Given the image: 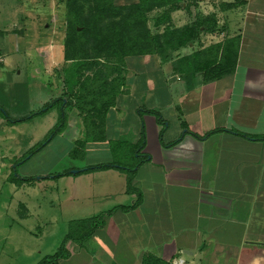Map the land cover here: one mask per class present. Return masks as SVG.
I'll return each mask as SVG.
<instances>
[{
  "label": "crops",
  "instance_id": "0c3cea01",
  "mask_svg": "<svg viewBox=\"0 0 264 264\" xmlns=\"http://www.w3.org/2000/svg\"><path fill=\"white\" fill-rule=\"evenodd\" d=\"M198 10L214 15L219 31L204 33L166 63L156 55L127 58L124 84L106 114V140L126 136L135 144L140 128L145 132L148 159L133 178L140 204L115 211L106 218L109 228L92 234L98 253L69 244L59 264H114L124 235L119 264H140L144 254L171 264H264V141L236 135L264 137V0H203ZM186 16L178 10L171 23L180 28L190 22ZM232 38L231 75L209 83L195 75L188 84L173 70L178 57ZM152 109L161 124L146 113ZM70 110L66 125H77L78 139L83 120ZM161 130L163 143L179 142L162 146ZM213 130L219 131L201 140L189 134Z\"/></svg>",
  "mask_w": 264,
  "mask_h": 264
},
{
  "label": "rangeland",
  "instance_id": "374dc122",
  "mask_svg": "<svg viewBox=\"0 0 264 264\" xmlns=\"http://www.w3.org/2000/svg\"><path fill=\"white\" fill-rule=\"evenodd\" d=\"M202 1L190 9L192 15L206 16L198 10ZM64 13L62 0H0V264H38L58 250L73 224L135 203L130 191L138 190L134 180L128 189L135 172L87 169L102 164L134 167L133 149H126V142L133 140L117 139L122 144L114 148L111 143L116 140H105L103 145L89 142L83 131L73 139L77 125L69 130L66 121L60 123L61 116L68 119L71 112L55 101L67 93L64 81L72 76L63 66ZM48 70L51 75L45 73ZM58 125L52 140L29 158ZM79 141L84 145L76 147ZM21 178L31 180L21 182ZM125 239L124 235L116 243L114 264H119L117 255L126 246ZM93 242L86 240L83 245L98 253Z\"/></svg>",
  "mask_w": 264,
  "mask_h": 264
},
{
  "label": "trees",
  "instance_id": "16d2710c",
  "mask_svg": "<svg viewBox=\"0 0 264 264\" xmlns=\"http://www.w3.org/2000/svg\"><path fill=\"white\" fill-rule=\"evenodd\" d=\"M62 1L65 11V35L62 43L63 66L64 71L71 73L72 76L70 80L64 81L68 85L69 92L67 91L62 98L55 101H59L61 105L64 103L63 108L65 109L75 108L79 112L86 138L92 142L106 140L103 133L106 114L108 109L115 104L119 89L124 84L122 72L127 58L156 55L162 63H166L172 59L173 53H178L197 41L200 34L219 31L214 15L191 14L190 9L196 8L200 0H129L123 4H117V0ZM182 9L191 18L190 22L180 28H175L171 24V14ZM151 13L154 15L149 17ZM149 21H151V28L148 26ZM236 58L237 41L232 38L222 44L210 45L204 50L180 56L172 68L181 74L187 83H190L195 75L201 76L202 83H209L231 75ZM55 101L47 104L35 114L41 113ZM146 113L155 115L158 117L156 118L157 123H162L157 112L146 110ZM64 117V115L61 116L60 123L65 122ZM59 125L52 131L51 138L46 139L43 145L41 144L39 148L32 151L29 158L52 140L58 133ZM218 131L213 130L203 136L191 132L189 134L201 140ZM236 135L254 141H264V137L252 138L243 134ZM161 138L162 130L159 132V140L164 147H171L179 142L178 139L165 144ZM119 141L111 143V147L120 146L122 143ZM75 144L76 147L84 145L80 141ZM144 146L145 134L143 128H140L138 141L135 144L126 142V149L132 148V157L136 158L134 167L102 164L87 169L112 167L135 172L148 159L147 155L141 154ZM24 161L25 159L19 164ZM10 177L11 181H17L13 176ZM29 180L31 178L19 179L21 182ZM132 181L133 178L129 179L128 189ZM130 191L135 193V203L130 207H117L113 211H128L140 204L141 193L134 188ZM112 212L73 224L74 226L69 228L58 250L38 264H59L60 261L66 260L69 257L68 245L82 247L96 230L104 227V219ZM140 264H171V262H165L151 254H144Z\"/></svg>",
  "mask_w": 264,
  "mask_h": 264
},
{
  "label": "built area",
  "instance_id": "2783aa9c",
  "mask_svg": "<svg viewBox=\"0 0 264 264\" xmlns=\"http://www.w3.org/2000/svg\"><path fill=\"white\" fill-rule=\"evenodd\" d=\"M173 264H184V262L181 260H174Z\"/></svg>",
  "mask_w": 264,
  "mask_h": 264
},
{
  "label": "water",
  "instance_id": "95a60500",
  "mask_svg": "<svg viewBox=\"0 0 264 264\" xmlns=\"http://www.w3.org/2000/svg\"><path fill=\"white\" fill-rule=\"evenodd\" d=\"M74 172H76V171H74Z\"/></svg>",
  "mask_w": 264,
  "mask_h": 264
}]
</instances>
